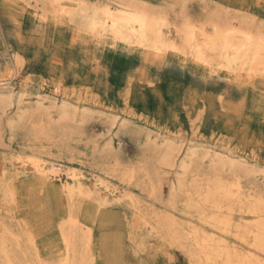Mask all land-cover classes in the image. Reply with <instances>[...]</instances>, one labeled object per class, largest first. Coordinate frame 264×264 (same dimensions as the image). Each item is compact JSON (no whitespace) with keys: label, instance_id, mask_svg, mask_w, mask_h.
Instances as JSON below:
<instances>
[{"label":"rangeland","instance_id":"rangeland-1","mask_svg":"<svg viewBox=\"0 0 264 264\" xmlns=\"http://www.w3.org/2000/svg\"><path fill=\"white\" fill-rule=\"evenodd\" d=\"M23 1L0 0V233L9 234L10 251L22 257V263L37 264L33 262L36 250L39 261L49 264L51 253L56 256L62 248L59 226L68 218L66 194L60 184L39 180L32 170H17L20 163L29 169L34 157L75 169L88 178L103 177L117 190L115 197L108 198L110 203L100 208L86 198L75 204L80 241L91 232V264H191L187 234L211 231L207 221L213 210L206 207L201 216L196 207L200 198H194L191 189L195 181L202 182L209 161H191L186 177L190 188L178 193L171 205L170 187L181 172L176 165L187 160L189 149L194 148L199 157L211 150V154L245 164L246 169L237 175L244 193H264V72L250 79L230 77L221 69L204 82L201 71L191 68L179 53L176 59L181 66L190 68L182 69L170 58V66L159 70L144 65L139 54L92 49L40 3ZM205 9L249 23L264 19V0H190L187 12L201 20ZM61 105L69 121L58 119ZM37 107L39 111L34 110ZM168 144L175 150L173 167L159 161L158 153L152 162L145 161L144 157L155 154V147ZM100 195L108 197L105 192ZM238 212L232 213L230 238L238 223L251 221L246 215L240 221L243 214ZM160 213L173 216L179 228L151 232L163 216ZM0 259V264H10Z\"/></svg>","mask_w":264,"mask_h":264},{"label":"bare ground","instance_id":"bare-ground-1","mask_svg":"<svg viewBox=\"0 0 264 264\" xmlns=\"http://www.w3.org/2000/svg\"><path fill=\"white\" fill-rule=\"evenodd\" d=\"M35 2L40 3L44 7L46 0H35ZM30 3H27V5H31ZM38 11L39 10H37V12ZM40 11H41V9H40ZM44 11H46V10L44 9ZM46 12H48V11H46ZM202 15H203V17L201 18L200 21H204V20L215 21V23L223 29V34H222L223 56H224L225 60H231L233 62H237L241 56V53L245 50L247 44L251 40V37L249 36V30L251 27L250 23L247 22L243 18H237V17L230 18L229 16H226L227 14H224L225 17H221V16H219L217 9H214V10L205 9V11H204V13H202ZM45 18H47V16ZM53 18L56 20H58V19L64 20L62 17H58V16H53ZM215 47H216L215 45L212 46L213 52H215ZM176 53H179V55L186 57V61H189L188 55L186 53H184L182 50L177 49ZM200 58L203 60L204 54H201ZM260 73H262V71L258 70L254 65H252V66H248L247 68H245V70H242L240 73L228 72V75L230 77H232V76L242 77L243 75H246V77L252 79ZM211 75H213V76L218 75V71L212 73ZM6 101H8V100H6ZM6 101H5V103H6ZM2 102H4V101H2ZM62 106L63 105H61V107ZM34 110L39 111L40 108L37 107V109H34ZM26 112H28V111H26ZM26 114L24 113V115H26ZM24 115L21 114L22 117ZM68 118H69L68 111L66 110V108L62 107L61 116L58 119L59 120L62 119L64 121H69L71 118H69V119ZM60 122H62V121H60ZM42 133H43V130H42V132H40V134H42ZM37 136H39V135H37ZM44 136H45V134H44ZM43 138L49 139V136L48 137L45 136ZM172 146L173 145L168 144V145H166V147L164 146L163 148H160L161 150L157 149L155 146H151V147H155V149H154L155 154L153 156H150L149 158L144 157L145 161L146 162H148V161L152 162V160L155 158V155L158 153L159 154L158 158H160L159 161H161L163 164H165L167 166L173 167L175 165V156H174L175 150H173ZM193 150L189 149V151L187 152V160H181L179 165H176V166H178V169L181 170V172L177 173L178 177H176V183L170 187V197H171V205H172L173 203L176 202V199L179 195L178 193H180V194L183 192L185 193V191H184L185 188L189 187L187 185L188 182H186V177L190 173V169L192 167L191 161L194 158H199L201 160L208 159L209 168H208V171L205 172V174L203 173L204 174V175H202L203 180L201 179L202 182L197 184L195 181L194 183H192V185L191 184L190 185L192 186L191 189L193 188V190H194L193 193H195V195H196V196H194V198L197 196L200 198V201L198 203L196 201H194L197 204L196 207L199 206V207H202V209H203L202 210L201 208L198 207L200 215L201 216L205 215L206 211H204V209H206V207H209L211 210H213L212 211L213 215L211 214L210 217L208 215L209 221H207V223L211 226V231L209 233H205V232L199 233L196 230H194L192 232L190 231L188 234L186 233L188 235L189 240L191 241V244H192V245L190 244L191 248H190V250H188V254H190L188 256L191 260V264H264V193L263 192L257 193L256 191H254L253 193H244L243 192L242 182L240 181V179L237 175L239 172H243L244 169H246L245 164L235 163L234 161H232V159H229L227 157L223 158L222 155L211 154V153H209L211 150L209 152H207V150H205V152L202 154V156L199 157V156H197L198 153L195 151L194 148H193ZM30 159L32 161L30 162L31 167L29 169L26 168V167H28V166H26V163H23V164L20 163V166L17 167V170H23V171L32 170L34 175L37 176L39 178V180L47 182V183H51L52 185L55 184L56 186H57V184H60L63 193L66 194V200H67L66 202L68 203V209L69 210H68V212L66 211L68 218L66 220H63L59 226L60 227V229H59L60 230L59 241L62 245V248L58 251V254L56 256H53V254L51 253L52 258L50 259L49 264H86V262H89L91 264V262H94L93 255L91 253L90 244H89V242L91 240L90 239L91 238V235H90L91 232L84 233V234H87V236L85 235V237H82L83 242L80 241L81 239L78 237V235H79L78 233L81 231V229L79 227H77V225H76L78 223L76 222L77 216L74 212L75 211V209H74L75 204L77 202L83 201V199L86 198V199H91V200L96 201L97 207L100 208V206H105L106 204L110 203V200L108 198L113 196V195L115 197L116 196L115 192L117 190L112 189L111 186H109L108 183L105 182L103 177L101 178V177L95 175L91 178H88L85 175L81 174V172H77L75 169H72V168L64 167L62 165L57 164L56 162H46L44 160H40V159H37L34 157H31ZM124 169H126V168H124ZM127 169H129V168H127ZM114 172H116V171L114 170ZM129 172H127V175L129 174ZM195 173H197V171ZM123 177H121V178H123ZM191 179H192V177H191ZM124 183H125V180H124ZM153 187H154V185H153ZM11 192H12L11 187L6 189V193H7L8 197L11 196L10 195ZM101 192L107 193L108 197H102L100 195ZM151 192H153V191L151 190ZM187 193L189 194V192H187ZM13 194H14V192H13ZM152 195H153V193H152ZM184 195H186V194H184ZM8 197H6V198H8ZM12 197L14 198L15 196L12 195ZM127 197L129 198V195H126L125 199ZM191 197L189 196V198H191ZM13 198H11V199H13ZM13 200H15V198ZM126 200H128V199H126ZM188 201L190 204V200H188ZM12 203H13V201H12ZM182 204H185V203H182ZM174 208H172L173 211L175 210ZM191 209H193V208H191ZM235 209H239L238 213L241 212L243 214L239 218L240 221H243L244 219H246L245 215L247 217L250 216L251 219H249V220H251V221H250V223L244 222L245 224H241V223H238L237 225L235 224L236 227H234V228L236 229L237 232L233 234V238H234L233 239V238H230L229 235L231 234L230 228L233 225L232 213L235 211ZM211 210H209V211H211ZM208 213H210V212H208ZM144 214H146V213H144ZM160 214H162V213H160ZM166 214H162L163 215V216L161 215L162 217L160 216L161 217V219L159 220L160 223L156 218V220L158 221V225H157V227H152L151 232L153 230L160 231V232H167L170 230L172 231L175 227H178L177 223L173 220L174 217L173 216L169 217V218L164 217V215H166ZM154 215L156 216L155 213H154ZM201 216H200V219H201ZM145 217H147V216H144V218ZM150 218L152 219V217H150ZM206 218H207V216L205 217V220H206ZM145 219H144V221H145ZM200 219L198 221H200ZM153 220H155V219H153ZM178 220H179V218H178ZM205 220H203V221H205ZM2 222H4V221H2ZM140 223H142V221ZM207 223H205V224L207 225ZM156 224H157V222H156ZM188 225H187V228H188ZM23 226H25V225H23ZM191 226H192V224H191ZM198 227H200V226H198ZM142 228H143V226H142ZM1 229H3V228H1ZM13 229H14V227H13ZM20 229H22V228H20ZM189 229L193 230V228H191L190 225H189ZM177 230H176V232H177ZM132 231H134V230H132ZM140 231H141V229H140ZM80 234H82V232ZM84 234H83V236H84ZM19 235H16V236L19 237ZM150 235L153 236V234H151V233H150ZM169 237H171V236H169ZM8 238H9V234L0 233V256H2L10 264H25V263L20 262V259L22 257L19 258L20 256H17V254L12 253L13 250L10 251L11 247L9 249V245H8L9 239ZM11 238L13 240H15L14 238H16V237L11 236ZM19 238H21V236ZM19 238H18V241L14 242L16 246H19V240H20ZM184 238H186V237H184ZM12 239H10V241ZM84 239L86 241H84ZM166 239H167V237H166ZM176 239H177V236H176ZM173 240H171V241H173ZM28 241H29V239H28ZM26 242H27V240H26ZM181 242L184 243L183 241H181ZM30 243L32 245L33 244L35 245V242L33 243L32 241H30ZM175 243H177V242L175 241ZM80 244H82L84 246V248H80ZM21 245H23V244H21ZM26 245L29 246V244H27V243H26ZM32 245H30V247ZM11 246L13 247V244ZM25 247H24V251H25ZM31 248H34V250H35L34 246ZM21 250H22V248H21ZM34 250H32V251H34ZM28 253L27 254L25 253V254L28 255ZM39 255H40V253L36 252V250H35V254H34L35 257H33L34 258L33 260H35V261H33V262H36L37 264H42V262H40L41 260L39 261V257H38ZM24 257H23V259H24ZM4 259H2V260L4 261ZM26 261H29V260L27 259ZM27 263L29 264L30 262H27ZM31 264H32V262H31Z\"/></svg>","mask_w":264,"mask_h":264},{"label":"clouds","instance_id":"clouds-1","mask_svg":"<svg viewBox=\"0 0 264 264\" xmlns=\"http://www.w3.org/2000/svg\"><path fill=\"white\" fill-rule=\"evenodd\" d=\"M189 3L190 0H46L44 8L62 17L80 41L92 49L139 54L144 65L159 70L170 66V58L177 60L179 49L188 55L191 68L201 71L204 82L221 69L240 73L254 65L264 72V19L250 21L251 40L239 60L233 62L223 56V29L215 21L194 19L187 12ZM145 56L149 57L147 63ZM179 66L190 68L182 67L180 62Z\"/></svg>","mask_w":264,"mask_h":264}]
</instances>
